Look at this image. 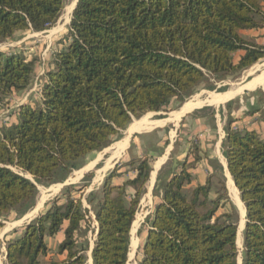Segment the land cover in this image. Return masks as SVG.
I'll use <instances>...</instances> for the list:
<instances>
[{"label": "trees", "instance_id": "16d2710c", "mask_svg": "<svg viewBox=\"0 0 264 264\" xmlns=\"http://www.w3.org/2000/svg\"><path fill=\"white\" fill-rule=\"evenodd\" d=\"M65 2L0 0V44L18 33L49 30ZM263 2L77 0L61 38L64 47L38 83V99L18 107L13 121L0 128V219L24 216L35 206L38 185L64 182L133 120L172 104L179 108L200 85L221 82L264 59V46L243 34L264 28ZM238 52L243 54L235 59ZM35 67L22 52L0 51V108L31 88ZM234 121L224 126L221 153L245 209L241 264H264V136L233 128ZM200 160L196 152L192 162L185 158L177 170L158 175L153 196L159 202L145 219L138 264H237L238 214L222 168L208 161L211 172L194 185L192 170ZM150 162L145 154L117 164L87 195L92 173L80 185L66 186L5 241L6 264H86L77 237L89 230L91 216L97 224L91 264H126ZM121 168L135 176L114 185ZM60 231L56 253L64 258L41 261L49 253L45 238Z\"/></svg>", "mask_w": 264, "mask_h": 264}, {"label": "rangeland", "instance_id": "374dc122", "mask_svg": "<svg viewBox=\"0 0 264 264\" xmlns=\"http://www.w3.org/2000/svg\"><path fill=\"white\" fill-rule=\"evenodd\" d=\"M76 1L77 0H66L65 7L58 21L49 30L40 33L29 31L18 33L10 40L0 44V51L6 53L22 52L27 61L34 60L36 64L31 88L27 91L13 94L8 103L0 108V128L13 121L14 114L18 107L28 104L31 105L38 99V83L45 76L46 72L52 69V61L55 52L63 49L64 47V41L61 38L68 30L71 14ZM260 70H262L260 74L264 73V59L258 61L248 70L232 77H228L221 82L210 81L200 85L194 91L193 96H191L190 99L184 103L199 104L197 108L200 107V109L189 114L183 118L182 121L179 120L182 116L176 118V114L181 110L183 105L179 108H175V105L172 104L166 108L165 111L147 113L140 119L133 120L127 129L124 130L118 137H115L101 152L88 155L83 166L72 172L64 182L54 184V186L51 185L52 187L49 190H47V188H49L47 186L38 185V194L33 209L28 211L24 216H17L14 213H10L0 219L2 222V228L0 229V264H6L5 241L8 238L17 236L25 225L33 221L39 214L43 213L47 204L56 196L60 195L65 186L80 185L84 176L88 173H92L93 178L84 195H87L91 191H96L101 187L105 177L109 171L113 169L110 168L104 172L112 164L111 162L110 166L104 169L107 161L113 154L112 153L109 156L110 149L112 146L115 148V145L120 143L126 137H128V142L130 140V146L127 145L128 151L125 152V156H123L122 160L119 161V164L125 163L128 159L141 155L142 153H144V155H148L151 160L150 163L153 164L157 158H159L161 147L166 146L167 148V145L172 146L175 143L173 146L174 150L171 160L161 173L162 176H167L169 172L178 169L177 163L179 161L187 158L189 162H192L194 153L196 152L200 159L210 156L212 160L217 159L218 161H222L221 142L225 136L223 129L229 118L235 120L232 124L233 128L255 129L258 133L264 136V118L262 117V113L264 112V87L253 92H240L241 94L236 96L235 94H237V92L234 94L235 96L233 95L223 98L222 100V97L230 91L241 89L254 75V79H256L260 75H256ZM261 83L263 82L261 81L260 84ZM209 86L213 88L212 91L208 90ZM250 112L255 113L248 115ZM142 120L148 122L149 126L147 128L133 132L129 131L131 126H133L136 122H141ZM158 163L159 162H156V164ZM204 167L201 166L199 170H203ZM127 170L131 171L130 169ZM15 172L31 179L28 175H24L19 171ZM158 202V198L152 199V197H150L147 203L142 202L138 208L135 220L132 224L133 226L131 228L132 232L130 236V244L134 241L135 248L132 250L129 247L126 264H138L142 258V245L148 229V226L145 224V217L149 212L153 211L155 204ZM84 205H86L85 202ZM239 225L240 219L238 220V228ZM96 230L97 226L93 222V217L91 216V225L89 230L84 231L83 228L77 237L79 246L84 249L86 264L89 262L88 255L90 256V250L95 241ZM48 246L50 247L49 253L47 257L42 258L41 261L44 262L47 259H63L64 256L61 257L56 253L58 247L57 239L54 238L52 240H48ZM236 247L237 264H241L242 231L241 246L238 247L236 245Z\"/></svg>", "mask_w": 264, "mask_h": 264}, {"label": "crops", "instance_id": "0c3cea01", "mask_svg": "<svg viewBox=\"0 0 264 264\" xmlns=\"http://www.w3.org/2000/svg\"><path fill=\"white\" fill-rule=\"evenodd\" d=\"M263 7H264V2H263ZM243 34L245 35V36H247L248 38H251V39H253L254 40V42L256 43V44H258V45H260V46H264V28L263 29H260V30H251V31H247V32H243ZM243 53L242 52H238L236 55H235V59H237L240 55H242ZM263 70V69H262ZM262 70H260L256 75H258V74H260L261 73V71ZM254 77H255V75L253 76V77H251L246 83H245V85L241 88V89H239V91H238V93L237 94H235L236 96L238 95V94H241L240 92H247V91H249V92H253V91H255V90H257V89H260V88H263L264 87V81H262L263 83H261L260 84V81L259 80H257V78L256 79H254ZM254 79V80H253ZM253 82V84H252V87H248L249 85H250V83H252ZM253 90H252V89ZM237 90V89H236ZM236 90H234V91H236ZM228 92V91H227ZM234 95V96H235ZM232 98V97H231ZM235 98V97H234ZM231 100V99H230ZM227 102V101H226ZM187 104V103H186ZM185 105V104H184ZM183 105V106H184ZM183 108V107H182ZM181 108V109H182ZM200 109V107L199 108H197V106L196 107H194V108H192L191 110H188V111H185V112H183V113H181L180 115H179V117H181L179 120L180 121H182L183 120V118H185L186 116H188L189 114H191V113H193V112H195V111H198ZM179 113V112H178ZM177 113V114H178ZM178 117V118H179ZM177 118V117H176ZM168 122V121H167ZM163 126V125H162ZM160 127V126H159ZM134 134V133H133ZM130 139V138H129ZM223 141V140H222ZM129 142H130V140H129ZM129 142H128V146H130L129 145ZM116 144V143H115ZM175 144V143H174ZM174 144L172 145V146H168L167 145V148H166V146L165 147H161V149H160V152H159V158H157V160L152 164V163H150V165H151V172H150V175H149V179H148V182H147V184H146V187H145V194L143 195V197L141 198V200H140V203H139V207H140V205H141V203L143 202V203H147L148 202V200L150 199V197H152V199H155L154 197H153V190H154V187H155V185H156V182H157V178H158V175L164 170V168H165V166L168 164V162L171 160V157H172V153H173V150H174ZM221 144H222V142H221ZM128 146L124 149V150H122L121 151V153L120 154H118V156L116 155L115 157H114V159L111 161L112 162V164H111V166L108 168V169H106L104 172H106L107 170H109L110 168H114L117 164H119V161L120 160H122V158H123V156H125V152L126 151H128L127 150V148H128ZM115 152H117V147H116V145H115V148H114V146H112V148L110 149V153H109V156L112 154V153H115ZM144 155V153H142L141 155H138V156H136V157H141V156H143ZM108 156V157H109ZM112 156V155H111ZM110 156V157H111ZM108 159V158H107ZM129 160V159H128ZM127 160V161H128ZM208 161H217V163L220 165V167L222 168V172H223V176H224V178H225V186L227 185V176H226V171L228 172V170H227V167H226V161H225V159H224V157L222 156V161H218L217 159H215V160H212L211 159V157L210 156H208V157H205L204 159L202 158L201 160H200V162H199V164L197 165V167L194 169V170H192V176H193V184L194 185H198V184H203L204 182H205V179H206V177H207V175H208V173H210L211 172V170H210V168H209V166L207 165V163H208ZM126 162V161H125ZM156 162H159L158 164H159V166L157 167V169L155 168V164H156ZM204 162H206V163H204ZM206 164V165H205ZM200 165V166H199ZM104 166V165H103ZM204 167V169L203 170H199L200 169V167ZM103 168V167H102ZM101 168V169H102ZM100 169V170H101ZM104 169H105V167H104ZM128 168H121L120 170H119V175L117 176V177H115L112 181H111V183L112 184H114V185H120V184H122V183H124L125 181H127V180H129V179H132V178H134V176H135V172H133V171H129V170H127ZM113 170V169H112ZM111 170V171H112ZM103 172V173H104ZM110 172V171H109ZM202 172H203V174H202ZM201 173V174H200ZM234 184V183H233ZM54 186V185H53ZM64 186V185H63ZM52 186H49V188H47V190H49L50 188H51ZM66 187V186H65ZM235 187V186H234ZM60 188H61V185H60ZM59 188V189H60ZM63 188V187H62ZM226 190H227V194H228V198H229V201H230V203H231V205L232 206H234V208L236 209V211H237V214H238V218L240 219V222H241V211H240V209L238 210V207H236L237 205L235 204V202L233 201V199H231V195H230V193H229V191H228V189H227V186H226ZM238 192V191H237ZM56 193V192H55ZM54 193V194H55ZM130 194L132 193L131 191L129 192ZM48 194H52V193H48ZM238 195H239V193H238ZM239 197V196H238ZM240 200V199H239ZM147 201V202H146ZM151 202V201H150ZM234 202V203H233ZM241 202V201H240ZM242 203V202H241ZM46 204V203H45ZM157 204V203H156ZM155 204V205H156ZM243 205V204H242ZM155 207V206H154ZM244 207V206H243ZM154 210V209H153ZM153 212V211H152ZM152 212H149L148 214H147V216L145 217V219L152 213ZM240 212V213H239ZM93 217V216H92ZM243 218H244V222H245V210H244V216H243ZM238 219V220H239ZM94 222V221H93ZM244 222H243V226H242V229H244ZM95 223V222H94ZM96 224V223H95ZM96 226H97V224H96ZM133 226V225H132ZM132 226H131V228H132ZM237 228H238V225H237ZM243 231V230H242ZM131 232H132V230L130 231V236H131ZM57 239L58 240V245L62 242V240H63V231H60L59 233H57L54 237H47V238H45V243H46V245H47V247H48V249H50V247L48 246V240H52V239ZM131 239V238H130ZM129 247H130V245H129ZM92 248H93V246H92ZM92 248H91V250H90V256L88 255V260H89V264H91V251H92ZM61 257H63V255L61 256ZM64 258V257H63Z\"/></svg>", "mask_w": 264, "mask_h": 264}, {"label": "bare ground", "instance_id": "6f19581e", "mask_svg": "<svg viewBox=\"0 0 264 264\" xmlns=\"http://www.w3.org/2000/svg\"><path fill=\"white\" fill-rule=\"evenodd\" d=\"M257 80H259L260 82L261 81H264V73L260 74L258 77H257ZM252 83H250V85L248 87H252ZM239 90H236V91H230L229 93L225 94L223 97H222V100L223 98H227V97H230V96H233L235 93H237ZM213 96V95H212ZM226 100V99H225ZM224 100V101H225ZM223 102V101H222ZM196 106H199V104H192V103H187L183 106V108L179 111L178 114H176V117L178 118L179 115L185 111H188V110H191L192 108L196 107ZM182 115V114H181ZM163 124V123H162ZM149 126L148 122H145V120H142L141 122H136L133 126L130 127V132H133V131H136V130H140V129H145ZM128 145V137L124 138V140H122L120 143H117L116 144V147H117V152L113 153L112 156L109 158V160L107 161V164L105 166V169L110 166V163L111 161L114 159V157L118 154L121 153L122 150H124ZM120 152V153H119ZM159 164H156L155 165V168L158 167ZM226 176H227V189L231 195V199H233V201L235 202V204L237 205L236 207H238V210L240 209L241 211V222H240V225H239V228H238V232H237V240H236V245L239 247L241 246V231H242V226H243V222H244V207L242 205V203L240 202L239 200V197H238V192H237V189L234 187V184H233V181L229 175V173L226 171ZM240 213V212H239ZM134 240V239H133ZM130 248L133 250L135 248V242L132 241L131 244H130ZM89 261V260H88ZM89 264V262H88Z\"/></svg>", "mask_w": 264, "mask_h": 264}, {"label": "water", "instance_id": "95a60500", "mask_svg": "<svg viewBox=\"0 0 264 264\" xmlns=\"http://www.w3.org/2000/svg\"><path fill=\"white\" fill-rule=\"evenodd\" d=\"M77 2V1H76ZM75 5H76V3H75ZM31 180V179H30ZM244 226H245V222H244ZM236 236H237V233H236Z\"/></svg>", "mask_w": 264, "mask_h": 264}]
</instances>
